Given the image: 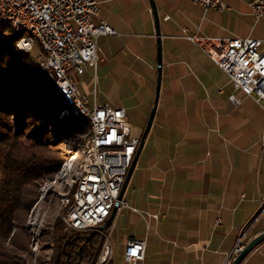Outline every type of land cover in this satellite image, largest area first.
<instances>
[{
    "label": "crops",
    "instance_id": "1",
    "mask_svg": "<svg viewBox=\"0 0 264 264\" xmlns=\"http://www.w3.org/2000/svg\"><path fill=\"white\" fill-rule=\"evenodd\" d=\"M109 1L111 0H99L100 4ZM150 1H152L154 11ZM188 1L192 4L191 0H134L127 6L111 4L106 6L105 11L100 7L102 19L114 30L115 34L100 35L98 39L100 45L98 46L99 67L97 70L86 68L80 75L82 77L79 81L81 89L83 91L90 89L92 93L95 90L92 102L109 103L125 109L124 102L132 99L127 87L120 88L114 83L108 82V73H118L122 78L127 76L131 79L137 78L141 80V83L145 73V80L148 81L147 90H150L152 82L156 87L158 72L156 31L159 33L160 42H163L164 45L175 39H184L192 43L194 48L204 52L200 45L186 38V36L194 35L203 37L199 35V27L193 32L188 26L191 22L186 12ZM122 37L129 39L127 45ZM173 50L167 49L168 58L162 63L161 84L163 88L160 90L161 99L157 103L151 126L154 125L153 127L158 132L161 126L164 128L168 125L169 118L173 117L175 112L180 111H184L187 118L183 120V125L187 126L186 122L190 125L194 121L189 118L190 111L201 108L196 124L201 127L203 135L194 136L189 140L190 145L184 147V154L181 156L183 161L186 158L191 159L197 166L195 169L185 168L179 187L180 203L175 208L176 213H166L164 222H155L158 221L159 215L157 219L150 216L157 214L155 211L150 213L148 217L150 223L146 224L143 230L129 231L131 233L121 235L119 232L115 233L118 225V219H115L117 213L124 208L116 210L108 228L112 247L109 264H129L123 258L125 246L129 241L140 239L146 240V247L144 259L137 264H227L231 260L230 256L238 240L244 235V228L254 216L256 209H259L261 200L264 205V195L258 199H247L245 192L252 187L246 185V180L243 177L245 172L242 167L235 166L222 170L217 166L216 156L210 153L206 159L200 152L207 142L211 143L214 140L213 132L219 130L218 127L222 123H228L225 119L229 117V108L235 109L241 105L242 101L238 95L243 99L248 96H243L241 91L234 90L225 73L209 59L217 72L225 76V81L222 85H218L215 94L211 95L207 91L204 92L202 99L198 96L196 98V86L187 83L183 76V68L171 59L170 54ZM174 51L178 56L181 55L180 49ZM199 70L206 88L217 84L218 81L216 82L210 74L203 69L199 68ZM90 80L91 84L88 85ZM227 86L228 91L225 88ZM97 89H99L100 95L97 94ZM120 94L123 97L116 102L115 97ZM175 94L181 96L179 103L172 102L176 101ZM230 94H234L240 99L239 105L232 104L228 99ZM201 100L202 105L199 104ZM252 102L257 109L261 108L253 99ZM153 122L155 123L153 124ZM161 122H164V125L166 123V126H163ZM141 129L140 126L139 129L133 130L132 136L139 138ZM262 135L264 149V127ZM146 140L147 135L144 144ZM161 143L162 148L158 151L159 157H165L162 150H165L166 144L165 142ZM234 157L237 159L239 155L236 153ZM240 200L248 201L244 205V209L241 210ZM128 206L135 209L127 207L131 212L137 210L136 207ZM153 221L155 223L152 228ZM263 231L264 225L256 227L253 232L251 231L250 236L254 237ZM115 260L116 262H114ZM241 264H264V241L252 249Z\"/></svg>",
    "mask_w": 264,
    "mask_h": 264
},
{
    "label": "rangeland",
    "instance_id": "2",
    "mask_svg": "<svg viewBox=\"0 0 264 264\" xmlns=\"http://www.w3.org/2000/svg\"><path fill=\"white\" fill-rule=\"evenodd\" d=\"M97 1L99 2V0ZM133 1L111 0L105 4H100L99 2V5L105 11L106 6L111 4L127 6L133 3ZM249 1L223 0L228 9L223 11L208 9L205 12L201 7L194 6L188 1L186 12L191 19L188 26L193 32L199 27V35L203 37H251L264 39V20H256L253 17L248 6ZM99 18H102V16L93 18L95 24L98 23ZM174 33L176 34V32ZM99 37L96 40L97 46H100L98 41ZM122 40L126 45L129 43V39L126 37H122ZM36 48L33 50V54H35L33 57L34 62H36L37 55L39 54ZM167 49L181 50V55L179 54L178 56L173 50L170 56L173 61L178 63V66L183 68V76L186 78L187 83H192L193 86H196V98L198 96L202 99L204 92L207 91L211 95L213 93L215 94L218 85H222L225 81V76L217 72V69L209 60L208 56L202 50L194 48L189 41L175 39L165 45L162 42V63L168 58L169 53H167ZM99 64L97 63L96 70ZM199 68L210 74L216 82L218 81L217 84L215 86L212 84L206 88ZM70 75L75 80L79 90L86 94L92 102L93 93L90 89L83 91L80 87L79 81L82 77L73 72H70ZM143 75L142 83L137 78L131 79L129 76L122 78L118 73H108L107 75V80L110 84L114 83L120 88L127 87L130 92L132 99L124 102L127 115L126 119L132 126L131 135L133 130L139 129L141 126L142 132L140 133L139 140L147 123L156 89L154 82H152L150 90H147L148 81L145 80L146 74L144 73ZM90 84L91 80L88 85ZM162 88L163 86L161 84L160 90ZM225 88L226 91L229 90L228 86ZM97 94L100 95L99 89H97ZM160 96L159 92L158 101L161 99ZM243 96L245 95L243 94ZM122 97V94L116 95L115 101L118 102ZM174 97L176 101L173 100L172 102L179 103L181 101L179 94H175ZM238 97L242 101L241 105L235 109L232 107L229 108V117L225 119L228 123H222L218 127L219 130L213 132L212 137H214V140L211 143L207 142L200 152L203 153L206 159L210 156V153L216 156L217 166L222 170H227L235 166L242 167L245 172L243 177L246 180V185L252 187V189H248L245 192L247 199H258L264 195V149L262 144L263 135L261 136L262 128L264 127V110L261 108L257 109L252 99L248 97L243 99L240 95ZM207 100H209L208 97ZM199 104L202 105V100L199 101ZM200 109L197 110L195 108L190 111L189 118L191 120L194 119L190 125L187 122V126L183 125V120L187 118L185 112L180 111L175 112L173 117L169 118L170 120L167 126L166 123L164 125V122H161L166 127L163 128L161 126L158 132L153 127L154 125L151 126L133 174L122 196V202L136 207L137 210L131 212L127 207H122L124 209L116 215L115 220L118 219V225L115 233L119 232V234L123 235L131 233L129 231L139 232L143 230L146 224L150 223V219L148 218L150 213L155 211L159 215L158 221L155 222L161 223L165 221L166 213H176L175 208L181 200L179 187L182 182L183 172L185 168L195 169L197 166L193 164L191 159L186 158L183 161L181 156L184 154V147L190 145L188 143L189 140L194 136L203 135V132L201 133V127H198L196 124L197 116L201 113ZM70 115H72L71 112ZM45 138L48 139L46 141L50 144L49 149L54 159L60 162V167L52 178L38 181L37 183L38 199L23 223L29 240L27 251L17 252L13 264H54L57 236L61 232L69 233L64 231L63 224L61 229L60 221L62 222L61 217L69 206L71 195L76 188V177L84 168L87 155L83 152V146L81 147V145L75 150L66 142L53 140L50 136H46ZM87 140L88 137L83 144L84 146ZM161 142H165L166 144L165 150H162L164 151L163 154L165 157H159L158 151L162 148L160 145L162 144ZM236 153L239 155L237 159L234 157ZM247 203V200H240V210L244 209V205ZM263 206V201L261 200L259 209H256L254 216L244 228V235L238 240L230 256L231 260L234 252L242 248L253 238L250 236L251 231L253 232L256 227L264 225ZM155 222H152V228ZM248 233L250 234L248 235ZM99 234L102 236L104 242L106 234H109L108 229L104 230L103 234ZM100 252L93 259L92 264H97ZM62 259H64V256ZM71 259L68 261V258H66L65 264L74 263ZM231 260L227 264H231Z\"/></svg>",
    "mask_w": 264,
    "mask_h": 264
},
{
    "label": "built area",
    "instance_id": "3",
    "mask_svg": "<svg viewBox=\"0 0 264 264\" xmlns=\"http://www.w3.org/2000/svg\"><path fill=\"white\" fill-rule=\"evenodd\" d=\"M192 4L208 9H228L223 0H191ZM251 14L264 20V0H250ZM2 13L12 16L19 25H33L50 48L49 75L56 77L60 96L69 105L83 106L92 115V144L86 171L77 176V188L64 212L65 232L90 233L105 225L115 203L116 210L129 207L118 200L129 166L139 144L131 135V124L122 107L109 103L91 102L82 93L70 72L82 75L86 68L96 69L98 63L97 38L115 34L100 16L97 0H0ZM200 45L209 59L227 76L234 90L251 97L264 110V39L209 38L186 36ZM25 48H33L22 42ZM38 57H41L39 54ZM221 91V90H220ZM95 96V90L93 91ZM233 105L240 99L230 94ZM131 149V151H129ZM132 210L134 208L129 207ZM157 219L158 214H151ZM219 223V221H217ZM104 229L98 233L103 234ZM146 240L127 242L123 258L129 264L144 259ZM112 256L109 234H106L97 264H108Z\"/></svg>",
    "mask_w": 264,
    "mask_h": 264
},
{
    "label": "trees",
    "instance_id": "4",
    "mask_svg": "<svg viewBox=\"0 0 264 264\" xmlns=\"http://www.w3.org/2000/svg\"><path fill=\"white\" fill-rule=\"evenodd\" d=\"M17 40L9 25L0 24V264H13L17 252L27 251L23 223L38 199L37 183L52 178L60 167L45 137L76 150L90 134L85 118L60 114L65 105L33 60L37 46L22 52ZM89 234L59 233L54 264L71 257L70 264H92L103 238L97 233L87 240Z\"/></svg>",
    "mask_w": 264,
    "mask_h": 264
},
{
    "label": "bare ground",
    "instance_id": "5",
    "mask_svg": "<svg viewBox=\"0 0 264 264\" xmlns=\"http://www.w3.org/2000/svg\"><path fill=\"white\" fill-rule=\"evenodd\" d=\"M0 24H7L9 27L13 30V33L18 36V40L16 41L17 48L22 52H29L31 51L35 46H37L40 49V56L37 57L36 62L39 65V69L42 75V78L45 82L49 84L52 91H54L55 95L58 96L62 103L65 105L66 109L61 110L60 114H71L74 116L85 118L89 124V130L90 134L88 136V140L85 146H83V152L87 155V160L89 157V149L88 145L92 144V135H93V126H92V115L91 113L84 108L83 106H74L69 105L68 100L65 96H60V88L57 84L56 77H53L49 75L48 72V64H46V61H50V48L46 45V42L43 40L40 34L35 33V28L33 25H19L16 21L13 20L12 16L5 15L2 13V9L0 6ZM28 42L30 45L33 46V48H25L22 42ZM70 110V111H68ZM87 167V161L82 169V171L79 174H82L84 171H86ZM78 176V175H77ZM76 188H77V177H76ZM76 188L74 192L76 191ZM73 192V193H74ZM64 216V214H63ZM61 217V220L63 222L64 228H65V219L64 217Z\"/></svg>",
    "mask_w": 264,
    "mask_h": 264
},
{
    "label": "water",
    "instance_id": "6",
    "mask_svg": "<svg viewBox=\"0 0 264 264\" xmlns=\"http://www.w3.org/2000/svg\"><path fill=\"white\" fill-rule=\"evenodd\" d=\"M151 2V6H152V10L154 11V7ZM156 38H157V78H156V89H155V98H154V102H153V106L151 108L149 117L147 119V123L145 125V128L143 130V133L140 137V141L137 147V150L135 152V155L133 157V160L129 166L125 181L123 183V186L120 190V193L118 195V200L122 199L124 190L128 184L129 178L132 174V171L134 169V166L137 162L138 156L141 152V149L143 147L144 144V139L148 133V130L151 126V123L153 121L155 112H156V107H157V103H158V98H159V92H160V85H161V71H162V52H161V42H160V37H159V33L158 31H156ZM116 208H117V203H115L113 210L109 216V218L107 219L105 225H101L99 226L97 229L93 230L92 232H90V234L87 237V240L90 239L91 237H93L95 234H97L99 231H102L104 228H107L111 225L115 212H116ZM264 241V231L261 232L260 234L254 236L248 243H246L242 248H239V250H236L233 254V258L231 260V264H241V262L244 260V258L247 256V254L254 249L258 244H260L261 242Z\"/></svg>",
    "mask_w": 264,
    "mask_h": 264
},
{
    "label": "snow or ice",
    "instance_id": "7",
    "mask_svg": "<svg viewBox=\"0 0 264 264\" xmlns=\"http://www.w3.org/2000/svg\"><path fill=\"white\" fill-rule=\"evenodd\" d=\"M129 151H131V149H129Z\"/></svg>",
    "mask_w": 264,
    "mask_h": 264
}]
</instances>
